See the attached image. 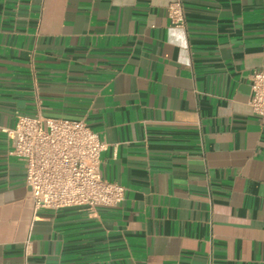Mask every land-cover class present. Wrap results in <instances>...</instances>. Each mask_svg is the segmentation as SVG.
I'll return each mask as SVG.
<instances>
[{
  "label": "crops",
  "instance_id": "crops-1",
  "mask_svg": "<svg viewBox=\"0 0 264 264\" xmlns=\"http://www.w3.org/2000/svg\"><path fill=\"white\" fill-rule=\"evenodd\" d=\"M262 68L264 0H0V264H264ZM38 113L108 142L121 204L34 211L3 129Z\"/></svg>",
  "mask_w": 264,
  "mask_h": 264
},
{
  "label": "built area",
  "instance_id": "built-area-1",
  "mask_svg": "<svg viewBox=\"0 0 264 264\" xmlns=\"http://www.w3.org/2000/svg\"><path fill=\"white\" fill-rule=\"evenodd\" d=\"M175 26H186L183 4L169 6ZM250 105L264 124V68L251 74ZM14 139L11 153L26 167L34 211L83 206H118L126 188L107 180L101 155L109 144L85 120L48 118L38 113L20 115L13 129H3Z\"/></svg>",
  "mask_w": 264,
  "mask_h": 264
}]
</instances>
